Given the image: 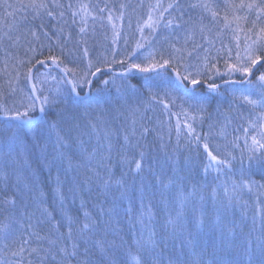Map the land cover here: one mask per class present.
Returning <instances> with one entry per match:
<instances>
[{"label":"snow or ice","instance_id":"1","mask_svg":"<svg viewBox=\"0 0 264 264\" xmlns=\"http://www.w3.org/2000/svg\"><path fill=\"white\" fill-rule=\"evenodd\" d=\"M0 10V264H264V0Z\"/></svg>","mask_w":264,"mask_h":264},{"label":"rangeland","instance_id":"2","mask_svg":"<svg viewBox=\"0 0 264 264\" xmlns=\"http://www.w3.org/2000/svg\"><path fill=\"white\" fill-rule=\"evenodd\" d=\"M103 1V0H102ZM102 1L100 0V3L101 4H103L102 3ZM117 2H119V3H121V2H126V0H117ZM136 2H138V0H133V3H136ZM148 2V0H145V3H147ZM153 2H154V0H153ZM109 3L110 4H114V5H118L116 2H115V0H109ZM165 3H167V0H165ZM139 13L140 12H144L145 14L143 15V19H146L147 18V16H146V11L145 10H137ZM132 17V16H131ZM126 20H128V17L126 16L125 17V19H124V21L123 22H127ZM136 28V27H135ZM135 28L131 31L132 32V35L133 34H135V35H137V36H139V33L138 32H136L135 31ZM147 31V30H146ZM124 32V31H123ZM124 33H126L127 34V37H128V40H130V34H128L126 31L124 32ZM99 39H102V36H100V37H98ZM108 43L110 44L111 43V40H110V35H109V41H108ZM129 44L130 45H132V44H134V41H129ZM119 46L122 48L123 46H124V39L123 38H121L120 39V41H119ZM53 74L55 75V74H57V73H54L53 72ZM161 110H162V108H160ZM165 118V117H164ZM182 119V118H181ZM176 122H177V118L175 117V119H173L172 120V118H171V123H172V126H173V129L175 130V124H176Z\"/></svg>","mask_w":264,"mask_h":264},{"label":"trees","instance_id":"3","mask_svg":"<svg viewBox=\"0 0 264 264\" xmlns=\"http://www.w3.org/2000/svg\"><path fill=\"white\" fill-rule=\"evenodd\" d=\"M10 2H14V0H10ZM64 2H67V0H64ZM0 15H2V10H0ZM37 23H39V21H37ZM110 31H109V35H110ZM55 40V37H53V41ZM54 46V45H53ZM45 55H47V49L44 50ZM173 111H177V109H173ZM158 112L161 113L160 118L161 119H166V117L164 118V116L162 115V110L158 109ZM175 119V116L172 117V120ZM172 124V123H171ZM173 129V126H172ZM198 131L200 129H197ZM206 131V128L204 129ZM175 134V130L173 129V135Z\"/></svg>","mask_w":264,"mask_h":264},{"label":"bare ground","instance_id":"4","mask_svg":"<svg viewBox=\"0 0 264 264\" xmlns=\"http://www.w3.org/2000/svg\"><path fill=\"white\" fill-rule=\"evenodd\" d=\"M65 3H67V2H65ZM99 31V30H98Z\"/></svg>","mask_w":264,"mask_h":264}]
</instances>
